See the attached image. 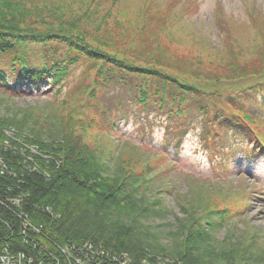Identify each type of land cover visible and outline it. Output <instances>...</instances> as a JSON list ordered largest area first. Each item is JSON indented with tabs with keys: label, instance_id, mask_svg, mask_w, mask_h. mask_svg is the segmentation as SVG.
Here are the masks:
<instances>
[{
	"label": "trees",
	"instance_id": "trees-1",
	"mask_svg": "<svg viewBox=\"0 0 264 264\" xmlns=\"http://www.w3.org/2000/svg\"><path fill=\"white\" fill-rule=\"evenodd\" d=\"M84 2L90 8L96 0ZM144 2L145 12L141 14L139 25L133 26L131 18L117 20L116 25L107 33L98 34L95 40L80 25L81 16L86 12L78 17L73 13L69 25L57 22L52 16L43 17L41 22L37 11L28 14L14 0H0V96L21 95L24 83L39 88L46 80L53 86L69 78L72 68L78 65L84 67L83 73L89 77L88 84L84 83L86 79L78 81L72 98L65 101L71 102L72 108L66 109L67 113L54 109L55 120L48 116L39 129L35 125L40 121L37 115H24L19 119L14 110L4 111L0 107V156L10 168L9 173L16 170L23 177L24 183L19 184L21 190L30 194L33 207L37 205L34 209L25 206L31 219L63 243L91 241L112 251L128 252L135 259L143 257L142 249L149 247L152 252L178 257L182 264H264V251L256 247L257 242L248 233L241 237L230 233L224 240H218L205 226L184 222L179 233L181 240H176L171 250L147 241L151 234L138 219L148 217L153 207L145 204V192L126 189L128 176L123 169L112 172V167L102 161L101 152L100 156L95 149L87 153L86 147L76 142L67 145L65 163L61 165L52 160L53 152L47 150L50 145L46 144V139L68 137L71 123L72 127L82 126L87 120L95 124L93 117L97 106L101 107V93L118 80L131 83L134 99L142 108L154 110L158 106V110L170 118L165 136H173L176 144L188 131L187 112L189 104L193 103L201 116L203 140L208 148L218 149L220 144L225 152L232 151L231 146L223 144L226 129H229L234 134L240 132L247 136L250 153H264V118L258 116L259 107H253L252 98L254 95L259 106H264V19L256 18L255 12H251L259 42L247 49L232 33L224 14L217 12V25L224 30L222 48L218 50L213 46L218 54L213 52V60L205 61L199 54L188 50L180 52L175 44L160 41L161 35H165L164 27L170 32L165 36L176 39L171 31L172 0L164 4L162 11L156 5L158 0ZM28 41L45 44L48 54L44 55L41 67L33 66L20 56V44ZM125 45H128L127 50ZM122 48L125 50L120 51ZM117 114V110L103 106L102 116H107L108 124L102 120V135L112 138L110 130L117 126ZM60 121L61 126L67 124V127L59 128ZM9 126L32 135L24 140L27 144H36L41 151L34 156L40 167L37 173L21 167L16 160H21L22 156L1 145L7 137L4 128ZM160 155L164 160L165 156ZM153 163L146 166L148 172L155 169ZM45 164L50 166L49 170ZM7 175L0 174V182L17 184L20 180L11 175L6 179ZM45 207L60 214L61 219L53 221L50 213L41 210ZM215 213L228 217L226 210ZM130 215L133 219L128 221L126 217ZM16 225L15 218L0 206V253L7 245L11 250L26 249L18 245L22 232Z\"/></svg>",
	"mask_w": 264,
	"mask_h": 264
},
{
	"label": "rangeland",
	"instance_id": "rangeland-1",
	"mask_svg": "<svg viewBox=\"0 0 264 264\" xmlns=\"http://www.w3.org/2000/svg\"><path fill=\"white\" fill-rule=\"evenodd\" d=\"M14 1L28 14L37 11L41 22L43 17L47 19L52 16L58 19L57 22L69 25L68 20L73 13L78 17L86 12V15L81 16L80 25L82 30L95 40L98 34L107 33L109 28L116 25L117 20L131 18L133 26L139 25L138 21L143 17L141 14L145 12L143 6L146 3H143V0H96L89 8L84 0ZM168 1L158 0L156 5L162 11ZM172 2L174 6L171 13L174 21L171 22V31L176 35V39L170 40L165 36L170 32L164 27L162 31L165 35H161L160 41L175 44L180 52L188 50L201 55L205 61L213 60L214 54L218 53L212 48L215 46L221 50L224 34V30L217 25V12L224 14L233 29L232 33L240 42L248 46L247 49L259 42L250 14L255 12L256 18L264 19V0H172ZM125 24L128 25V22ZM202 44L209 47L203 48ZM44 46L43 42L38 41L21 43L19 54L24 60H29L33 66L41 67L44 55L48 54ZM49 47L54 48L52 45ZM127 47L128 45H125L126 50ZM125 48L120 51H124ZM112 54L116 55L117 52ZM117 56L121 55L117 54ZM83 68L82 65L75 66L69 78L52 87L50 81L46 80L42 81L43 84L39 88L24 83L21 95L0 96L4 100L3 102L0 100V107H3L4 111L14 110L19 119L24 115H37L40 121L35 125L39 129L48 116L55 120L52 116L54 109L59 113H67L66 109L72 108L71 102L65 101L67 98H72V92L77 90L74 87L78 81L88 80L89 77L83 73ZM84 83L88 84L89 80ZM104 90L105 93H101L100 98L102 108L97 106L96 115L93 117L95 124L91 121V125L87 120L82 126L72 127L71 123L68 137L62 135L46 139V144L50 145L47 150L53 152L52 160L59 165L65 163L67 145H74L76 142L86 147L87 153H93L95 149L98 152L96 155L100 156L99 152H101L102 161L109 168L112 167V172L123 169L128 176L126 189H137V193L145 192L147 198L145 204H151L153 207V210L148 212V217L138 219V223L145 226L151 234L146 238L147 241L159 247L171 250L176 245V240L180 242L179 233L185 222L187 225L194 223L205 226L218 240H224L230 233L237 237L248 233L250 238L253 236L257 242L256 247L264 251V153H250L247 136L240 132L234 134L229 129H226V140L223 144L231 146L232 151L225 152L222 150L223 145L220 144L218 149L208 148L203 140L201 116L195 110L193 103L189 104L187 112L188 131L176 144L173 136H165L167 120L170 118L158 110V106L153 110L142 108L137 104L131 83L115 80ZM252 98L253 107H259L256 110L258 116L264 118V106H259L254 95ZM118 103L121 105L118 106ZM103 106L118 112L117 126L110 130L112 138L100 133L103 122L108 124L107 116H102ZM77 118L76 121L79 120V117ZM61 120L66 122L63 118ZM67 124L61 126L60 121L59 128H66ZM10 128H13L23 140L24 137H32L30 132H20L16 127L9 126L4 128L7 137L3 143L11 145L19 152L28 153L25 152V145L28 144L11 139L10 135L6 134V130ZM160 154L165 156L164 160L160 158ZM16 161L18 164L22 162ZM14 163L15 161L10 164L11 168ZM150 163H153L155 169L148 172L146 166ZM111 164L112 166H109ZM44 167L49 170L50 166L45 164ZM10 175L8 171L6 179ZM29 176L27 173V177ZM21 203L30 209L37 208V205L34 204L33 207L31 204L33 202L28 199L22 200ZM0 206L15 218L18 229L23 220L20 221L11 209ZM220 210L228 211V217L215 213ZM25 212L24 214H28V211ZM126 218L131 221L133 216ZM30 220L34 223L31 216ZM142 250L144 255L147 252L161 255L152 252L149 247H144ZM161 256L175 260L176 264H182V261L174 255Z\"/></svg>",
	"mask_w": 264,
	"mask_h": 264
},
{
	"label": "built area",
	"instance_id": "built-area-1",
	"mask_svg": "<svg viewBox=\"0 0 264 264\" xmlns=\"http://www.w3.org/2000/svg\"><path fill=\"white\" fill-rule=\"evenodd\" d=\"M6 134L10 135L11 139L27 144L16 134L13 128L7 129ZM1 145L5 149H11L15 154H20V157L22 156L21 167L29 172H38L40 167L34 157L41 154L38 146L35 144L25 145V152L27 150L29 153H22L13 149L11 145H5V143ZM9 169L5 160L0 157V174L8 173ZM10 174L15 178H20V180L17 184L6 183V181L0 182V205L11 209V212L20 221L23 220L19 224L22 238L18 245L25 246L26 249L11 250L10 245H7L0 253V264H176L175 260H168L151 252L135 259L128 252L112 251L91 241L60 242L57 236L48 233L43 225L39 226L32 223L29 213L24 214L26 208L21 201L29 200L30 194L21 190L20 185L24 182L19 173L16 170H11ZM46 176L50 178L47 173ZM42 210L50 213L53 221H59L61 218L60 214L55 213L50 207H45Z\"/></svg>",
	"mask_w": 264,
	"mask_h": 264
},
{
	"label": "bare ground",
	"instance_id": "bare-ground-1",
	"mask_svg": "<svg viewBox=\"0 0 264 264\" xmlns=\"http://www.w3.org/2000/svg\"><path fill=\"white\" fill-rule=\"evenodd\" d=\"M54 86V85H53ZM52 87V86H51ZM1 157V156H0ZM4 159V158H3Z\"/></svg>",
	"mask_w": 264,
	"mask_h": 264
}]
</instances>
